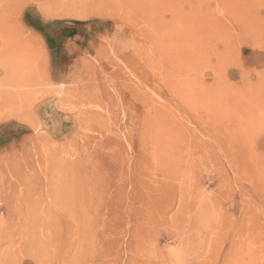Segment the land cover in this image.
<instances>
[{
    "label": "rangeland",
    "instance_id": "1",
    "mask_svg": "<svg viewBox=\"0 0 264 264\" xmlns=\"http://www.w3.org/2000/svg\"><path fill=\"white\" fill-rule=\"evenodd\" d=\"M0 90V264H264V0H0Z\"/></svg>",
    "mask_w": 264,
    "mask_h": 264
},
{
    "label": "bare ground",
    "instance_id": "2",
    "mask_svg": "<svg viewBox=\"0 0 264 264\" xmlns=\"http://www.w3.org/2000/svg\"><path fill=\"white\" fill-rule=\"evenodd\" d=\"M206 1H208V0H206ZM71 13V15L70 16H74V17H81L82 18V14H79V13H77V11L75 12V13H73V12H70ZM231 14H233V13H231ZM69 16V15H68ZM193 19H194V22H197V21H199V20H201V17H200V14H199V12H195L194 14H193ZM24 30V29H23ZM18 34V33H17ZM18 36H20L21 37V34L19 33L18 34ZM26 37V36H25ZM141 37V36H140ZM134 38V37H133ZM17 39H19L18 37H17ZM24 39V38H23ZM123 39V38H122ZM131 39V38H130ZM130 39H128L129 41H130ZM19 40H21V39H19ZM128 40H126V42L128 41ZM136 40H138V38L136 39ZM140 40H142V37L140 38ZM128 41V42H129ZM133 41V40H132ZM149 41H150V39H149ZM131 42V41H130ZM132 43V42H131ZM154 43H155V41H154ZM153 43V44H154ZM129 45V44H128ZM133 45H134V43H133ZM136 45V44H135ZM135 45H134V47H135ZM139 45H140V43H139ZM155 45V44H154ZM144 46V45H143ZM121 47V46H120ZM127 47V46H126ZM147 47V46H146ZM149 47L151 48V46H150V44H149ZM148 47V48H149ZM117 48V47H116ZM130 48V47H129ZM128 48V49H129ZM149 48V49H150ZM118 49H120L119 48V46H118ZM125 49H127V48H124V51L125 52H127V50H125ZM137 50V49H136ZM148 50V49H147ZM120 51H121V49H120ZM123 51V50H122ZM150 51V50H149ZM149 51H146V52H149ZM118 52H119V50H118ZM139 52V51H138ZM132 53V52H131ZM136 53H137V51H136ZM150 53H151V55L154 57V59H155V63L158 61V59L156 58V56H158V51H157V49H156V46H153V49L150 51ZM147 54V53H146ZM149 55V54H148ZM162 55V58H163V54H161ZM133 56V55H132ZM136 57V56H135ZM148 58H149V56H148ZM147 58V59H148ZM152 58V57H151ZM154 59H152V60H154ZM137 60V59H136ZM150 60V59H149ZM147 61V60H146ZM151 62V61H150ZM154 64V63H153ZM156 66V65H155ZM149 69V68H148ZM150 70H151V68H150ZM135 83V82H134ZM7 92L8 91H2V90H0V110H1V108H2V104L3 103H5V102H7L8 100L5 98V96H6V94H7ZM146 93V92H145ZM94 95V94H93ZM152 97V96H151ZM134 101V100H133ZM152 104V103H151ZM105 106V105H104ZM82 107V106H81ZM105 108V107H104ZM84 109H85V107H84ZM92 110V109H91ZM128 110V109H127ZM51 117V116H50ZM81 117V116H80ZM5 118H7V117H5L4 115H1L0 114V121H2L3 119H5ZM54 120H55V118H53ZM62 120V119H61ZM63 121V120H62ZM56 122V124H57V121H55ZM108 124V123H107ZM112 125V124H111ZM81 126H83V125H81ZM57 129V128H56ZM149 129V128H148ZM152 129H153V127H152ZM88 133V132H87ZM125 133V132H124ZM155 133V132H154ZM153 133V134H154ZM105 134V133H104ZM151 134V133H150ZM95 135V134H94ZM152 135V134H151ZM45 137V136H44ZM99 137V136H98ZM154 138V137H153ZM100 140V139H99ZM122 140V139H121ZM154 140V139H153ZM152 142V141H151ZM154 142H155V140H154ZM139 143V142H138ZM155 144V143H154ZM144 148V147H143ZM155 152V151H154ZM129 155V154H128ZM153 160V159H152ZM129 163V162H128ZM76 164V163H75ZM134 164V163H133ZM153 166V165H152ZM144 169V168H143ZM152 172V171H151ZM97 174H98V172H97ZM137 175V174H136ZM108 181H109V179H108ZM83 188V187H82ZM108 191V190H107ZM132 194V193H131ZM80 196H82V195H80Z\"/></svg>",
    "mask_w": 264,
    "mask_h": 264
},
{
    "label": "crops",
    "instance_id": "3",
    "mask_svg": "<svg viewBox=\"0 0 264 264\" xmlns=\"http://www.w3.org/2000/svg\"><path fill=\"white\" fill-rule=\"evenodd\" d=\"M47 38V37H46Z\"/></svg>",
    "mask_w": 264,
    "mask_h": 264
}]
</instances>
